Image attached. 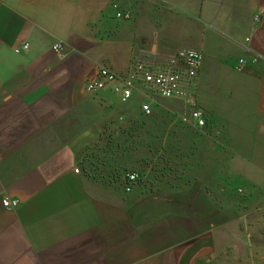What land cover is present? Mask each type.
Here are the masks:
<instances>
[{
  "label": "crops",
  "instance_id": "1",
  "mask_svg": "<svg viewBox=\"0 0 264 264\" xmlns=\"http://www.w3.org/2000/svg\"><path fill=\"white\" fill-rule=\"evenodd\" d=\"M183 49L203 54L200 175L191 163L182 188L149 193L90 182L83 151L141 105L86 83ZM0 264H264V0H0Z\"/></svg>",
  "mask_w": 264,
  "mask_h": 264
},
{
  "label": "rangeland",
  "instance_id": "2",
  "mask_svg": "<svg viewBox=\"0 0 264 264\" xmlns=\"http://www.w3.org/2000/svg\"><path fill=\"white\" fill-rule=\"evenodd\" d=\"M135 97L120 107L139 109L143 99ZM140 111L138 122L133 120L127 127L106 126L98 142L83 151L79 166L85 178L121 193L126 174L136 172L139 178L133 188L141 186L149 193L175 185L182 188L191 179L185 174L191 163L199 176L197 163L206 157L203 144L207 135L183 122L179 118L183 114L166 108L161 100L156 101L151 116L145 117ZM236 186L223 187L227 199L235 197Z\"/></svg>",
  "mask_w": 264,
  "mask_h": 264
},
{
  "label": "built area",
  "instance_id": "3",
  "mask_svg": "<svg viewBox=\"0 0 264 264\" xmlns=\"http://www.w3.org/2000/svg\"><path fill=\"white\" fill-rule=\"evenodd\" d=\"M117 16L130 18V14L126 12H119ZM254 20L257 22L258 17ZM28 47V44H23L15 51L19 53L21 49L26 50ZM63 47L61 42L54 45L56 51L62 50ZM260 58L262 57L257 55L251 63ZM202 63L203 54L195 49H183L170 54L141 52L131 59L127 70L122 73L107 65H100L97 78L89 80L85 88L90 93H96L110 84H115L113 91L120 96L121 102L129 103L135 95L143 99L140 109L145 117L151 116L153 106L158 100L180 101L189 113H184L179 118L200 130L208 122L206 112L198 106L196 97V82ZM247 64L245 58L239 59L238 69L243 71ZM74 171L79 173L80 169L76 168ZM138 178L135 172L127 173L125 191H131ZM3 205L8 210H14L18 206V200L6 197L3 199Z\"/></svg>",
  "mask_w": 264,
  "mask_h": 264
},
{
  "label": "trees",
  "instance_id": "4",
  "mask_svg": "<svg viewBox=\"0 0 264 264\" xmlns=\"http://www.w3.org/2000/svg\"><path fill=\"white\" fill-rule=\"evenodd\" d=\"M125 181V180H124ZM125 184H126V181H125Z\"/></svg>",
  "mask_w": 264,
  "mask_h": 264
}]
</instances>
